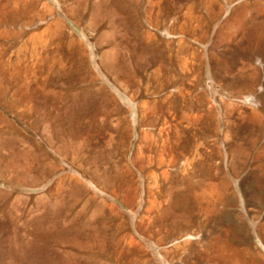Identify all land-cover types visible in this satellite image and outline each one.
Instances as JSON below:
<instances>
[{
  "label": "rangeland",
  "instance_id": "1",
  "mask_svg": "<svg viewBox=\"0 0 264 264\" xmlns=\"http://www.w3.org/2000/svg\"><path fill=\"white\" fill-rule=\"evenodd\" d=\"M0 264H264V0H0Z\"/></svg>",
  "mask_w": 264,
  "mask_h": 264
}]
</instances>
